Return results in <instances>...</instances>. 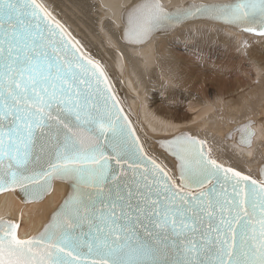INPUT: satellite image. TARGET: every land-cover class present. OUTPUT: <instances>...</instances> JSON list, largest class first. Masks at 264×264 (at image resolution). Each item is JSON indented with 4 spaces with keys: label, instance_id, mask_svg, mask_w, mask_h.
I'll return each mask as SVG.
<instances>
[{
    "label": "snow or ice",
    "instance_id": "1",
    "mask_svg": "<svg viewBox=\"0 0 264 264\" xmlns=\"http://www.w3.org/2000/svg\"><path fill=\"white\" fill-rule=\"evenodd\" d=\"M197 15L264 36V0L175 13L144 0L123 35L143 42ZM160 147L176 173L146 150L104 67L44 0H0V192L71 188L36 236L0 222V264H264V173L226 167L191 136Z\"/></svg>",
    "mask_w": 264,
    "mask_h": 264
},
{
    "label": "bare ground",
    "instance_id": "2",
    "mask_svg": "<svg viewBox=\"0 0 264 264\" xmlns=\"http://www.w3.org/2000/svg\"><path fill=\"white\" fill-rule=\"evenodd\" d=\"M157 1L165 11H172L184 9L189 3L234 0ZM136 2L44 0L84 51L104 67L123 115L146 150L166 170L176 173V161L160 145L179 136H191L204 141L219 163L259 177L264 172V36L244 31L241 26L201 20L184 23L164 34L155 33L143 46H130L123 39V30L128 25L129 12L139 5ZM194 53H205L206 59L221 55L218 61L220 57L224 59L220 61L223 68H215L210 58L196 59ZM232 58L236 63L230 61ZM196 67L208 69L206 72L214 69L211 72L219 81L215 93H211L210 78L200 77L202 70L192 71ZM193 72L203 79H195L204 84L200 88L195 82L199 91H192L195 86L187 90ZM190 80L189 86L194 77ZM246 127L252 133L250 137L244 132ZM70 192V186L59 180L53 181L51 189L36 201L22 200L15 190L0 192V222L18 224L20 238L36 236Z\"/></svg>",
    "mask_w": 264,
    "mask_h": 264
},
{
    "label": "water",
    "instance_id": "3",
    "mask_svg": "<svg viewBox=\"0 0 264 264\" xmlns=\"http://www.w3.org/2000/svg\"><path fill=\"white\" fill-rule=\"evenodd\" d=\"M142 2H143V0H137V2H136L135 4H140V3H142ZM155 2L159 3L157 0H155ZM234 2H235V0L232 1V2L218 3V4L223 5V4H231V3H234ZM189 5H192V4L189 3V4H187L186 7H188ZM186 7H184V9H185ZM133 8H134V6H133ZM133 8H132V9H133ZM163 10H164V9H163ZM181 10H183V9H180V10H175V9H173L172 11H165V10H164V11H165V12H168V13H175V12H178V11H181ZM201 20L206 21V22H213V23H216V24L229 25V26H234V27L237 26V25H235V24L225 23V22H223L222 20L215 19V18H212V17H208V16H199V15H197V16L182 17L179 23L165 24V25L161 26L158 30L154 31V32L152 33V35L155 34V33L164 34V33H167V31H169V30H171V29H174V28L179 27L180 25H183L184 23H189V22H192V21H201ZM242 28H243V27H242ZM125 29L127 30V26L125 27ZM126 30H123V32H125ZM152 35L150 36V38L152 37ZM150 38H148L147 40H145V41H143V42L132 43V42H129L128 40H126V39L124 38V35H123V39H124V41H125L127 44H129L130 46H143L145 43H147V42L150 40ZM170 156H171V155H170ZM262 173H264V172L261 171L260 175H261ZM9 191H10V190H9ZM12 191H13V190H12ZM15 191H16L18 194H20V196L22 197V200L27 201V200L31 199V198L25 196V194H24L23 192H21L20 190H15ZM3 192H4V191H3ZM43 196H44V195H43ZM43 196H42V197H43ZM39 198H41V197H38V198H36V199H34V200L36 201V200H38ZM63 202H64V201H63Z\"/></svg>",
    "mask_w": 264,
    "mask_h": 264
},
{
    "label": "rangeland",
    "instance_id": "4",
    "mask_svg": "<svg viewBox=\"0 0 264 264\" xmlns=\"http://www.w3.org/2000/svg\"><path fill=\"white\" fill-rule=\"evenodd\" d=\"M184 52H185V53H188V52H186V51H184ZM184 52H183V53H184ZM194 54H195V53H194ZM194 54H192V55H193L194 57H196V59H198V60H200V61H201V60H209V58H210V62H211V63H214V62H215L214 64L217 65V67H216V65H214L215 68H223V65H222V63H220V61H221V60H224V59L220 57V61H218V60H219V56H221V55H219V56L217 57V55L214 54V56H215L214 58H215V59L213 58V56H209V55H208L209 57L206 59L207 56H205V55H206L205 53H202V55L204 54V56H203L202 58H201L202 55H200L201 53H197V56H196V54H195V55H194ZM212 55H213V54H212ZM198 56H199V57H198ZM234 57H235V56H234ZM234 57H233V58H234ZM204 58H205V59H204ZM217 58H218V59H217ZM233 58H232V60H230V61H231V62L234 61V63H236V62H235V59H236V58H235V59H233ZM211 60H212V61H211ZM216 61H217V63L219 64V67H218V64L216 63ZM232 63H233V62H232ZM220 64H221V65H220ZM209 69H211V68H209ZM195 70H196L197 73H199L198 71L202 70L203 73L200 71V73H201L200 75H201V76H200V75H199V76L202 77V75H203V77H202L203 79H205V78H210V79H209L210 81L208 82V83H209V87L212 86L211 93H215V92H216V91H215V88L217 89L218 84H219V81H216V78H214V73L211 72V71H213L214 69H213V70L211 69V71L209 70V72H208V71L206 72V70H208V69H203V68L199 69L198 67H196V68H195L194 70H192V71H195ZM192 71H191L189 74H192ZM196 72H195V73L193 72L194 74L191 75L192 78L194 77V83H195V82L197 83V81H196L195 79L200 78L199 76L196 77V76L198 75V74H196ZM210 72H211V73H210ZM212 73H213V74H212ZM195 74H196V75H195ZM208 74H209V76L206 77ZM210 74H211V75H210ZM187 75H188V74H187ZM204 75H206V76L204 77ZM210 76H211V77H210ZM191 77H190V78H191ZM195 77H196V78H195ZM188 78H189V75H188L186 81H188ZM190 78H189V81L187 82L188 84L186 83V84L188 85L187 88L189 87L187 90H190V88L193 89V87L195 86V87H194L195 90L193 89L192 91H199V90H198V89H199L198 86H199V87H200V86L203 87V86L201 85V84H203V83L201 82V84H200V82H198V83H199V84L197 83L198 86H196V85H197L196 83H195V84L193 83V84H191V86H189V84H190L191 81L193 80V79L190 80ZM213 78H214V79H213ZM200 79H201V78H200ZM200 79H198V80H199V81H203V79H201V80H200ZM212 79H213V80H212ZM217 79H219V78H217ZM211 80H212V83L215 84V85H214L215 87H214L213 84L211 83ZM226 80L228 81L229 79H226ZM229 81H230V80H229ZM215 82H218V83H215ZM211 84H212V85H211ZM228 84H229V82H228ZM203 85H204V84H203ZM216 85H217V86H216ZM201 87H200V88H201ZM229 87H230V85H229ZM196 88H197V89H196ZM190 91H191V90H190ZM180 101L183 102L184 100H181V99H180ZM154 102H155V101H154ZM154 106H158V101L155 102ZM182 115H183V113H182ZM189 115H190V114H189ZM182 118H184V117H183V116H182V117H181V116L179 117V119H182Z\"/></svg>",
    "mask_w": 264,
    "mask_h": 264
}]
</instances>
